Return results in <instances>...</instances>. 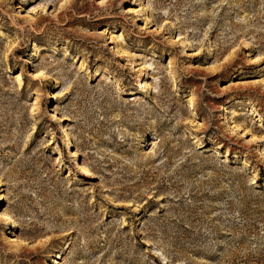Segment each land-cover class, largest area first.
Wrapping results in <instances>:
<instances>
[{"label": "rangeland", "instance_id": "374dc122", "mask_svg": "<svg viewBox=\"0 0 264 264\" xmlns=\"http://www.w3.org/2000/svg\"><path fill=\"white\" fill-rule=\"evenodd\" d=\"M2 210L0 264H264V0H0Z\"/></svg>", "mask_w": 264, "mask_h": 264}, {"label": "bare ground", "instance_id": "6f19581e", "mask_svg": "<svg viewBox=\"0 0 264 264\" xmlns=\"http://www.w3.org/2000/svg\"><path fill=\"white\" fill-rule=\"evenodd\" d=\"M120 35L121 34H119V36ZM113 36L111 38H113ZM194 53L195 52H192V54H194ZM257 59H259V56L256 55L255 58H254V60H252V61H256ZM32 77L36 81L45 80V78H46V71H45V69L42 68V67L37 68ZM15 78H16V81H18L20 83V76L17 75ZM63 143H65L67 145H69L71 143V139L69 138V135H66L65 136V138L63 140ZM73 154L74 153H72L71 155H73ZM80 168L83 169V171H87L88 170V167L87 166H81ZM0 221H4L6 223L10 221V216H9V214H8L7 211L2 210L0 212Z\"/></svg>", "mask_w": 264, "mask_h": 264}]
</instances>
